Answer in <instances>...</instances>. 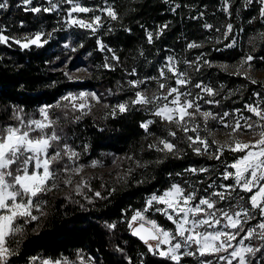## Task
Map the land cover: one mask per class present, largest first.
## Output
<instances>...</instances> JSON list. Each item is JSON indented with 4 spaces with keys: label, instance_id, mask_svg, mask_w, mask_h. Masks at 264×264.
Here are the masks:
<instances>
[{
    "label": "trees",
    "instance_id": "obj_1",
    "mask_svg": "<svg viewBox=\"0 0 264 264\" xmlns=\"http://www.w3.org/2000/svg\"><path fill=\"white\" fill-rule=\"evenodd\" d=\"M126 1L129 4L133 2L125 16V27L128 28L105 37L118 55L115 65L109 68L105 65V54L98 51L96 38L88 37L86 32L75 28L57 30L53 13L35 14L20 7L19 0H6L7 7L0 9V33L4 32L9 37L7 43H0V120L5 122L14 108L32 112L40 106L53 105L67 91L75 88H109L114 93L111 102L124 99L131 89L129 80L134 67L140 74L151 73L154 69L153 62L137 64L143 57L139 53L143 47L146 48H143L145 55L150 53L145 29L151 23L165 22L168 18L174 20L165 29L162 42L166 45L183 46L191 40L200 44L206 38L207 31L202 29L201 20L194 18L193 8H205V18L219 13L217 20H208L214 31L217 26H222L220 21L227 16L235 20L234 29L239 33L240 43L233 48L210 51L213 60L233 62L248 53L257 60L264 58V24L261 22L264 15L261 14V7L256 12L250 7H240V0H231L229 11L225 13V2L222 0H179L175 12L171 14L162 0ZM41 28L46 37L42 45L22 48L14 42L16 38L34 35ZM256 31L262 32L256 35ZM179 35L185 40L178 44ZM250 36H255L252 44L248 42ZM66 42L72 47L65 45ZM80 65L91 67L92 73L90 77L73 80L71 71ZM209 77L218 84L246 82L242 74L230 75L214 70ZM248 85L243 100L238 95L226 97L221 93V102L215 111L241 106L257 88L254 84ZM144 121L143 110L129 109L116 117L106 119L101 114L89 115L69 124L72 139L89 143L94 153H139L142 149L141 156L148 162L126 180L113 183L108 179L103 186L94 182L91 194L48 193L47 204L42 207L43 214L38 212L36 220L19 221L22 231L8 237L7 247L14 254L9 256L7 264H26L35 257L72 259L79 252L93 255L101 264H176L150 252L146 243L131 234L127 221L132 212L143 207L146 196L168 188L178 178L177 174L190 166L200 167L221 161L228 164L242 153L225 150L219 159L213 158V155L197 154L181 131L159 119L153 123L150 132L164 133L172 139L175 150L158 153L148 148L152 135L148 134L146 138L141 127ZM171 129L176 133L174 137L169 135ZM158 220L165 227H173V223L165 218ZM179 264L200 263L186 257Z\"/></svg>",
    "mask_w": 264,
    "mask_h": 264
},
{
    "label": "rangeland",
    "instance_id": "obj_2",
    "mask_svg": "<svg viewBox=\"0 0 264 264\" xmlns=\"http://www.w3.org/2000/svg\"><path fill=\"white\" fill-rule=\"evenodd\" d=\"M130 1V0H129ZM225 2L224 10L225 13L229 11V5L231 6V0H222ZM6 2V0H0V3ZM163 4L165 2L166 8L169 13L173 14L180 3L179 0H162ZM56 4L57 7L53 11L45 12V8H51L52 4ZM129 4L126 0H72V3L67 2V0H31V3L26 4L24 0H19V6L25 10H30L32 8H40V12L45 13H53L56 17V29H79L80 31L86 32L88 37H93L97 39L98 51H102L105 56V65L107 67L114 66L117 59L114 57H118L116 50L113 46H111L108 42H106L105 37L114 34L118 30H122L125 27V16L130 10V5H132V1ZM73 4H78L81 7H87L89 9L88 12H73L71 16L69 12L73 7ZM239 6L246 8H251L252 11H258V8L261 7V14L264 13V0H240ZM117 13V19H112L107 15V9L109 7ZM238 6V7H239ZM205 8H193L192 12L194 18L201 20L202 29L207 31V36L205 39L201 40L200 45L196 43L195 40H191L187 44L183 46H174V45H166L162 42L164 38L165 29L170 24V22L174 23L173 19L168 18L167 21H159L155 23H151L150 26H147L145 29V40L146 45L150 50L148 55H145L144 49L142 48V52H139L143 55V59L141 58V62L137 63L138 65H146L154 63V69L151 73L140 74L137 67H134V74H132L129 82L131 89L127 92V95L124 99H120L118 101L111 102L110 98L113 96V91L109 88L102 89H94L89 87H84L81 89H73L67 91L59 100L53 105H43L38 109L32 112H25L22 109L14 108L13 112L16 110H22L20 112L21 117L27 122L29 119L33 120H43V116L41 115V110H47L50 120L55 121L51 128L45 129L46 133H51L52 131H56L58 135H60L61 139L58 142V145L54 146L59 147L61 150L65 145L68 146L70 151L76 152L78 155L73 159H69L67 154H64L62 151V159L59 163H53L52 168L58 169V174L55 180V183L58 187L53 188L52 191L47 192L46 194H41L34 198V204L37 202H46L42 203L41 211L43 212L42 207L47 204L46 196L48 193H56L57 195H64L74 193L72 196L76 195H87L91 194V189H93L94 182H100L103 186L106 180L110 179L111 182L117 183L123 180H126L129 175H131L136 169L144 166V163L148 162V159H144L142 155V149H140L139 153L131 151L125 152H103V153H94L90 149L89 143H83L82 140H73L72 135L70 134L69 124L79 122L83 117L89 115H103L104 118L116 117L121 112L119 111L118 105L123 103L127 106V111L129 109H137L143 110L145 113V121H152L149 124V129L146 132V138L149 135H152V140L150 144H148V148L150 145H155L159 148H163V145L159 143L160 140H167L168 142L173 143L172 139L164 136V133H151L150 128L156 120H160L164 123V119L161 117L153 115V112L156 110L157 106H162L163 104L169 103L173 99L172 95H168V91L171 87H176L180 93H185L190 95L187 96L189 100H195V103L199 105L200 112H210L213 114L215 119L209 118L205 121L204 117L200 115V112H195L192 118H186L187 127L189 129L195 128V131H187L185 132L182 127H178L175 123H170L174 125L181 133L184 135V139L189 142L194 148L201 147L200 144H192L189 141L188 137H192L195 139L199 136L201 139H204L208 142L209 150L207 153L201 152V154L213 155H221L225 150H229L228 145L232 144L234 140H239L243 143H253L259 139L258 133L261 131V126L264 125V121L260 120L259 117L255 116L253 113L249 112L246 108V105H250L253 107H258L262 111H264V58H259L257 60L252 54L253 60L249 63L243 64L242 61L248 56L241 55L233 62L222 63L213 60L210 57L211 52L215 48H233L240 43L239 33L234 29V21L233 19L228 18L224 19L220 23L222 26H217L216 30L212 28V25L208 23V20H217L219 18V13L213 15L216 18H205L206 12ZM31 11V10H30ZM35 14H38L34 12ZM214 14V13H213ZM260 15V12H259ZM99 17V23H95V18ZM203 18V19H202ZM83 20L85 23H90L93 25V28H85L80 27L78 24H73L72 20ZM264 24V19L261 20ZM231 25V31L228 30V26ZM210 26V27H209ZM128 28V27H125ZM264 31V30H262ZM262 31L257 32L256 35L261 33ZM40 33L41 41L40 45L45 43L44 40L45 32L44 29L41 28L35 32L34 35L25 36L23 38H16V40L21 41V43L26 42L25 38H34V36ZM152 34V40L149 42L148 34ZM0 35H4L8 37L7 34L1 32ZM178 44L184 41L185 38L182 35L178 37ZM255 40V36H250L248 42L251 43ZM180 41V42H179ZM207 41V42H206ZM195 43L199 45V47L189 48L188 45ZM205 44V45H204ZM252 44V43H251ZM35 45V44H33ZM65 45L72 47L68 42ZM254 45V43H253ZM31 46V45H30ZM254 50V49H252ZM171 58V59H169ZM105 66V67H106ZM169 67H173L174 71L177 73H185L186 75L183 77L188 81L186 85H180L176 83V76L173 75V72L168 71ZM60 68V67H59ZM197 68L199 70H197ZM161 70L164 72V76L161 77ZM214 71H220L230 75L242 74L244 80L246 82H236L232 81V83H223L220 84L215 83L212 78L209 77V73ZM73 80L80 79L78 77H90L92 73V68H88L87 66H78L77 69L72 70ZM133 73V72H132ZM154 78V79H153ZM133 81H142L136 87H133ZM252 81H255L253 83ZM254 84L257 86L248 98L247 101H244L243 104L239 107L227 110H222L220 112H216L217 105L221 102L219 96L221 93H224L226 97H230L233 95H238L240 99H242L246 93V89L249 87L247 84ZM163 83L165 84V88L161 89L159 85ZM196 84H200L201 87H195ZM205 87L211 88L215 95H209L203 89ZM136 92H142L147 97L153 100V103L147 105L140 104H132V100L135 99ZM83 94L84 99L81 100L80 97ZM164 96H167V100L163 99ZM65 97H70L71 99H65ZM95 97V98H94ZM185 97L181 96V101H183ZM243 100V99H242ZM208 101H212L209 103ZM218 101V103H216ZM81 103L85 105L82 110H79L78 107H73V105L79 106ZM169 107H172L169 104ZM216 110V111H215ZM127 111L121 113L124 114ZM190 112H193L194 109H189ZM13 112L9 116V118L3 122L0 120V128L6 126H17L19 125V121L13 118ZM228 112L229 115L224 117L223 122L221 121V117L223 114ZM241 116L247 118V123L252 124L253 127L251 129L247 128V126L242 127L239 131L233 133L232 128L224 127V123L234 124V122L239 119ZM78 118V119H77ZM143 122V123H144ZM166 123H168L166 121ZM169 124V123H168ZM241 124H245L244 120H241ZM171 132L174 130L171 129ZM38 133L33 132L32 135L36 136ZM149 134V135H148ZM215 141V143H213ZM174 144V143H173ZM175 145V144H174ZM224 146V147H221ZM234 146V145H233ZM157 147H150L155 152L164 153V151H158ZM220 151H217V150ZM175 150V149H174ZM254 150V149H250ZM168 152L167 150H165ZM231 151V150H229ZM53 149H49V153L51 154ZM242 153L241 156L245 155V152ZM240 156V157H241ZM239 157V158H240ZM238 158V159H239ZM236 161V160H235ZM224 163L221 161L216 164L206 165V166H190L188 169L183 170L182 173H178L176 180H173L170 186L164 189L161 192L152 193L145 197L143 207L137 208L134 210L127 221V225L131 224V228L139 223H145L151 226L148 221H155L156 224L163 229L175 233V225L173 227H165L162 225L158 218H165L168 220L167 216L163 215L157 209H163L166 205L157 203L155 201L152 202L151 206H149L148 202L151 200L153 195L161 196L165 191H168L172 188L173 185L179 186L184 190L185 195L189 193H194L196 199L192 201V206L198 203L200 198H210L214 201H218V197L212 195L214 192H224L225 189L221 187V185H233L235 187V179L234 176L229 179H224V175L226 173H235V169L229 167L232 163ZM93 162H96V166L93 167ZM33 163L28 165L29 171L32 170ZM67 165L69 169L81 168L82 170L76 174L72 171L65 173L63 171L64 165ZM17 165H12L11 170H15ZM207 168L208 171L200 172L197 171L193 173L189 169H203ZM71 178V184H65L63 181L67 178ZM6 179L11 180V177H6ZM101 180V181H100ZM49 183H53L49 181ZM264 184V181H261ZM212 185V187H209ZM257 191L256 188L253 189V192H244L240 190L239 187L235 188V191H230V196L228 199L224 201H219L217 203V208H223L227 211H237L240 208H245L250 213V219L248 222L244 224L245 229L248 228H256L260 222H264V217L261 216L259 209H253L251 203L249 201V197L253 195ZM243 197V199H241ZM211 211L216 212V209H212ZM140 212L144 220L141 221L137 219V221L133 222L132 217ZM33 215L39 217L38 211L33 209ZM174 215V214H173ZM217 217H219L220 213L216 212ZM199 218V217H198ZM24 219H19L16 221V225L20 227L19 221ZM170 221V220H169ZM172 222V221H171ZM224 223V221H222ZM219 230V229H216ZM200 231H214L212 228H203ZM260 229L256 228V232L259 233ZM243 233H240V236L237 237L236 241H232L233 247H252L253 249L260 248L259 252L246 253L245 259L246 261L251 262V264H264V240H260L257 237H253L251 240H244L243 245L238 243V240L243 236ZM10 237V236H9ZM8 239V238H7ZM180 238L176 237V239L172 240V244H175ZM158 241H149L147 245H152L154 250ZM7 246V245H6ZM170 245L161 244L160 250L166 251ZM195 245H192L191 248L182 247L180 252L181 261L183 258L191 257L194 260L198 261L200 264H206L207 261H211L212 264H226V260H221L219 257H229V253L221 252L219 255H205L200 256L197 253L195 256H185L183 252L185 251H193L195 249ZM149 248V247H148ZM232 249H229L231 252ZM154 253V252H153ZM160 256L158 253L156 254ZM9 258V257H8ZM44 262H48V264H101L95 259V257L91 254L87 255L84 252L77 253L75 258L68 259L66 257L62 259H52L48 257H35L31 259L26 264H44ZM232 264H238V260H233Z\"/></svg>",
    "mask_w": 264,
    "mask_h": 264
},
{
    "label": "snow or ice",
    "instance_id": "obj_3",
    "mask_svg": "<svg viewBox=\"0 0 264 264\" xmlns=\"http://www.w3.org/2000/svg\"><path fill=\"white\" fill-rule=\"evenodd\" d=\"M26 4L31 3V0H24ZM51 3V0H49ZM67 2L72 3V0H67ZM7 7L6 2L0 3V9ZM57 7L56 4H52L51 8H45V12L53 11ZM32 12H40V8L30 9ZM87 7H81L78 4H73L69 15L73 12H88ZM107 15L112 19H117V13L110 6L107 10ZM264 15V13H262ZM73 24H78L80 27L93 28L90 23H85L83 20H72ZM95 23H99V17L95 18ZM210 27V26H209ZM95 29L93 28V31ZM228 30L231 31V25L228 26ZM9 37L0 35V43H7ZM149 42L152 40V34H148ZM26 42L21 43L19 40H15V43L20 44L22 48H28L30 45L40 46L41 34L37 33L34 38H25ZM189 48L199 47V45L192 43L188 45ZM118 59V57H114ZM171 59V58H169ZM253 60L251 55H248L243 61V64L249 63ZM197 70H199L197 68ZM168 71L173 72L176 76V83L180 85H186L188 81L183 77L185 73H177L174 71L173 67H169ZM135 70H133L134 74ZM237 74H239L237 72ZM161 77L164 76L163 70L160 73ZM154 79V78H153ZM255 83V81H252ZM133 87H136L142 81L131 82ZM161 89L165 88V84L161 83L159 85ZM195 87L200 88V84H196ZM209 95H215L211 88L205 87L203 89ZM168 95H172L173 99L169 103L163 104L162 106H157L153 115L161 117L168 123H175L178 127L187 132L189 130L195 131L196 129H189L187 125L186 118H192L195 112H200L199 105L195 103V100L187 99L190 93H180L176 87H171L168 91ZM185 99L181 101V96ZM95 98V97H94ZM65 99H71L70 97H65ZM81 100L84 99L83 94L80 97ZM163 99L167 100V96ZM212 103V101H208ZM153 103V100L147 97L142 92H136L135 99L132 100V104L147 105ZM218 103V101H216ZM169 104L172 107H169ZM73 107H78L82 110L85 105L81 103L79 106L73 105ZM119 111L121 113L127 111V106L123 103L118 105ZM249 112L253 113L255 116L259 117L260 120L264 121V111L258 107H253L246 105ZM189 109H194L190 112ZM20 112L22 110H16L13 112V118L18 120L20 123L17 126H6L0 128V264H7L8 257L13 255V251L7 247V238L13 236L22 231L21 227L16 225V221L19 219H24L26 222L30 220L38 219L37 216L33 215V209L36 211H41L42 203L37 202L34 204V198L41 194H46L53 190V188L58 187L55 183L58 169H53L51 166L53 163H59L62 159V151L64 154L68 155L71 160L77 157V153L70 151L67 145L61 150L59 147L54 146V142L58 145L61 137L56 131L51 133H46L45 129L51 128L55 121L50 120L47 110L42 109L41 115L43 120H33L29 119L27 122L21 117ZM200 115L204 117L205 121L209 118L215 119L210 112H200ZM229 115L228 112L223 114L221 121L223 122L224 117ZM78 119V118H77ZM241 120L245 121V124H241ZM152 121L144 122L141 127L147 132L149 129V124ZM247 126L251 129L252 124L247 123V118L241 116L237 119L234 124L224 123V127L232 128L233 133L239 131L242 127ZM37 132L36 136L32 133ZM169 135L175 136V132H169ZM259 139L253 143H243L239 140H234L232 144L228 145L229 150L233 152H245V155L241 156L234 163L229 165L232 169H235V173H226L224 179H229L234 176L235 187L233 185H221L225 189L224 192H214L212 195L218 197V201H214L210 198H200L198 203L192 206V201L196 199L194 193H189L185 195L184 190L177 185H173L168 191H165L163 195L156 196L153 195L151 200L148 202L151 206L152 202L161 203L166 205L163 209H157L163 215L167 216L168 220L172 221L175 225V233L163 229L158 226L155 221H148L151 224V230L144 229V224H141L139 228L133 230V235L139 236L146 244L148 239L157 240L158 243L155 246V250L152 245H149V251L154 252V254H159L161 257L171 259L172 261L179 264L181 260L180 252L181 248H191L195 245L193 251H185L183 255L185 256H195L199 253L200 256L205 255H219L221 252L229 253V257L220 256L221 260H226V264H232V261L238 260V264H251V262L246 261V253L259 252L260 248L253 249L252 247H233L232 241H236L240 233L244 235L238 240V243L243 245L244 240H251L253 237H257L260 240H264V222H260L256 225L259 228V233L256 232V228L245 229L244 224L250 219V213L245 208H240L237 211H227L223 208H217V203L219 201H224L229 198L230 191H235L236 187L244 192H253L256 188L257 191L249 197V201L253 209H259L260 214L264 217V125L261 126V131L258 133ZM192 144H200L203 146L194 148L197 154L201 152L207 153L209 150L208 142L197 136L195 139L188 137ZM160 144L163 148H159L155 145H150V147H157L158 151L173 152L175 145L167 140H160ZM215 143V141H213ZM234 145V146H233ZM191 146V145H190ZM224 147V146H221ZM49 149H53L50 154ZM254 149V150H250ZM217 151H220L219 149ZM222 154V153H221ZM213 158L219 159L220 156L213 154ZM32 170L29 171L28 165L33 163ZM17 165L15 170H11L12 165ZM93 167L96 166V162H93ZM82 169L75 168L69 169L65 164L63 171L65 173L72 171L78 174ZM193 173L200 171L206 172L207 168L203 169H189ZM6 177H11V180L6 179ZM52 181L53 183H49ZM66 185L71 184V178H67L63 181ZM212 187V185H209ZM97 196L100 193H96ZM243 199V197H241ZM216 209L220 215L217 217L216 212L211 211ZM41 214H43L41 212ZM174 214V215H173ZM199 217V218H198ZM137 219L143 221L144 217L140 212H137L133 217L132 221L135 222ZM224 221V223H222ZM113 227V226H110ZM131 227V224L129 225ZM203 228H212L214 231H200ZM219 229V230H216ZM142 230L148 232L146 238L142 234ZM179 237L180 239L172 244V240ZM161 244L170 245L166 251L160 250ZM229 249H232L229 252ZM48 264V262H44ZM206 264H212L211 261H207Z\"/></svg>",
    "mask_w": 264,
    "mask_h": 264
},
{
    "label": "water",
    "instance_id": "obj_4",
    "mask_svg": "<svg viewBox=\"0 0 264 264\" xmlns=\"http://www.w3.org/2000/svg\"><path fill=\"white\" fill-rule=\"evenodd\" d=\"M141 224H144V229L151 230V226H149V225H147V224H145V223H139V224L134 225V226L131 228V234H132V235H133V230L136 229V228H139ZM142 234L145 235L146 238H147V236H148V232H145V231L142 230ZM133 236L136 237L137 239H139L141 242L145 243L143 240H141V239L139 238V236H137V235H133ZM149 241H157V240L148 239V242H149Z\"/></svg>",
    "mask_w": 264,
    "mask_h": 264
}]
</instances>
